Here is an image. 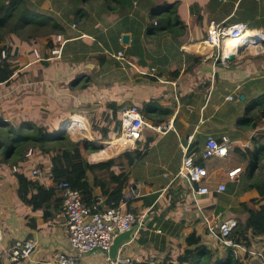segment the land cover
Here are the masks:
<instances>
[{
    "label": "crops",
    "instance_id": "0c3cea01",
    "mask_svg": "<svg viewBox=\"0 0 264 264\" xmlns=\"http://www.w3.org/2000/svg\"><path fill=\"white\" fill-rule=\"evenodd\" d=\"M130 3L119 14L97 7L99 14H92L84 31L72 23L62 36L59 56L50 53L46 40L43 59H37L33 53L28 58L27 52L20 55L15 75L20 76L19 83L24 85L26 96L37 97V101L46 97L52 102L14 103L19 118L15 122L24 119L45 122L32 113L48 107L55 109L52 113L55 118L50 117L54 123L68 118L69 122L76 116L81 122L89 120L95 137L88 130L85 134L89 138L79 140L103 141L108 145L118 133L123 106L138 105L151 123L166 124L172 120L174 128L166 133L146 127L137 143L136 149L143 148L156 138L145 154L134 160L120 206L144 214L145 219L136 224L134 240L125 242L117 257L131 264H256L258 257L248 254L236 259L231 256V248H223L216 239H211L207 221L215 224L232 219L236 225H244L250 211L258 212L264 204V190L257 186L264 179V159L259 161L257 152L259 143L264 145V139L258 140L264 134V117L258 118L264 108V49H246L231 63L200 49L211 20L227 24L245 22L264 28V0H130ZM170 5L177 6L185 32L151 33L155 18L152 8L161 6L163 13ZM125 33L130 36L126 42ZM120 51L123 57L118 56ZM10 107L7 102H0L3 111L0 113L9 119L6 111ZM26 111L35 118L24 117ZM92 116L103 124L100 134L102 129L107 130L106 140L95 134ZM107 120L110 125L104 127ZM223 135L233 142L228 155L205 157L207 138L221 139ZM182 146H188L195 153L196 162L208 171L203 185L210 191L199 195L198 203L187 179L177 175L184 154ZM119 153L108 146L83 149L92 163ZM27 158V170L33 161L40 165L43 161L51 162L47 155L41 156L35 150ZM13 167L0 158V223L4 230L0 248L17 240H37L35 250L23 264H55L59 252L76 254L66 232L61 197L55 195L49 205L35 208L32 198L20 197ZM238 167L241 171L230 177L228 171ZM88 180L94 195H102V187L95 184L91 171ZM223 182L226 190L217 191ZM100 203L101 209L108 206L106 196L100 197ZM191 234L194 235L191 241L197 242H189ZM197 246L200 251L202 246L210 250L212 255L203 251L184 260L186 252ZM250 246L264 251V233L253 237ZM79 261L109 264L100 250L81 255Z\"/></svg>",
    "mask_w": 264,
    "mask_h": 264
},
{
    "label": "trees",
    "instance_id": "16d2710c",
    "mask_svg": "<svg viewBox=\"0 0 264 264\" xmlns=\"http://www.w3.org/2000/svg\"><path fill=\"white\" fill-rule=\"evenodd\" d=\"M44 0H0V85L11 84L16 80V62L20 60L21 53L8 50L6 57L1 55L3 41L10 36L22 38L23 40L34 39L38 44L43 40L47 41V46L57 48L63 44L58 40V36L68 33L70 25L76 24L83 31L88 25V19L92 18L93 13H98L97 7L105 10L107 13L119 14L126 11L130 6V0H50L49 7H43ZM171 6V5H170ZM152 15L157 18V24L152 21L151 33H169L178 30L180 34L185 32L186 27L181 24L179 12L176 5L162 13L161 6L152 8ZM154 19V18H153ZM64 38V37H63ZM178 74V71L173 72ZM80 121L78 116H76ZM88 117V116H87ZM264 117V108L259 113L258 118ZM95 134L100 139L106 140L107 130L101 132V125L95 119H90ZM62 122L52 121H32L22 120L15 122L4 114L0 113V158L17 166L15 173L19 182L18 193L22 199H33L35 208L45 207L55 195L62 198V191L56 188V184L62 180L70 179L73 186L81 190L83 199L87 205L96 210L101 209L100 197L106 196L107 207L120 206L127 189L131 174V167L135 159L142 157L148 147L156 139H150L148 143L139 149L123 151L112 158L98 162H89L79 148L82 150L88 148H107L103 141L79 140L78 143L72 140L71 135L61 126ZM84 125V126H83ZM110 120H107L108 127ZM82 131L81 137L89 138L85 133L89 130L86 122L72 125ZM82 126V127H81ZM76 130V129H75ZM121 130V120L119 122L118 133ZM116 135V136H117ZM80 136H77L79 138ZM260 139V140H259ZM264 139V134L258 137L259 141ZM257 140V141H258ZM260 142L258 145V160L264 159V145ZM32 148L41 156H48L53 165V178L55 183L51 186L43 184L40 180L34 178L28 173V165L25 162L28 150ZM41 164L44 163L40 162ZM264 166V163H263ZM91 171L95 177V184L101 185L102 195H94L93 187L88 180V172ZM255 185V184H254ZM252 185V187L254 186ZM30 186L33 187L31 191ZM264 190V179L261 186ZM59 199V198H58ZM252 232V234L249 233ZM264 233V204L258 212L250 211L247 221L244 225L237 224L231 234L235 241L243 242L248 245L252 243L253 237ZM191 234L188 236L191 241ZM203 247V246H202ZM199 246L186 252L188 257H197L203 251L208 255L212 252ZM236 264V262L234 263Z\"/></svg>",
    "mask_w": 264,
    "mask_h": 264
},
{
    "label": "built area",
    "instance_id": "2783aa9c",
    "mask_svg": "<svg viewBox=\"0 0 264 264\" xmlns=\"http://www.w3.org/2000/svg\"><path fill=\"white\" fill-rule=\"evenodd\" d=\"M157 22V18H154L153 23L157 24ZM244 32L249 33L252 39L244 41V43L239 46L238 49L240 53L250 48L261 47L264 49V28L251 27L245 22L227 24L217 20H211L208 25L207 37L201 43L202 49H200V51L205 53L211 51V56L225 62V50L230 38ZM58 40L62 42L64 41L62 35L58 36ZM28 41L33 55L36 58H41V52L37 47L36 42L34 40ZM3 46L1 55L6 57L7 51L13 49L11 41L7 40L6 44ZM61 52L62 45L51 50L52 54L58 56ZM118 56L123 57V51L118 52ZM229 98L232 99L233 96L231 95ZM68 119L64 121L61 127L65 129L72 138H75L74 136L79 134L82 130H69V126L67 125ZM85 120L88 127H90L89 120ZM146 127H151L159 133H166L174 128V124L172 120L166 124L151 123L142 114L138 105L131 104L123 106L121 108V130L116 138L123 137L125 141L129 142V144L122 146L118 151L123 152L137 148V143L142 137ZM76 143H78L79 146L78 140ZM232 146L233 142L228 135H223L221 139L209 136L206 141L204 156L225 157L228 155L229 149ZM182 149L184 154L177 175L183 176L187 179L195 196V200L198 203V196L205 195L210 191L207 186L203 185V182L208 175V171L206 167L196 162L195 153L190 152L188 146H182ZM79 150L81 154L87 158L80 148ZM33 154L34 151L30 148L27 152V156L32 157ZM241 169V167H238L229 170L228 174L230 177L234 178ZM17 170L18 167L14 166L13 172H16ZM52 170L53 165L51 162H44L40 165L33 161L32 166L28 171L34 178L40 180L47 186H51L55 183ZM55 186L62 191V214L66 220V232L71 247L76 251V254L65 251L59 252L55 258V264H82L79 261V257L94 250L102 251L109 264H131L130 261H124L119 257L111 256L110 249L115 236L121 232L130 230L138 223L141 224L145 219L144 214H136L125 208L123 205L119 207L109 206L96 210L95 207L92 208L86 204L81 190L75 188L73 186V181L70 179L62 180ZM226 188L227 185L223 182L219 184L217 191L222 192L226 190ZM30 189L32 191L33 187L30 186ZM198 207L200 206L198 205ZM207 222L209 237L211 239H216L221 247L226 249L231 248L232 257L237 259L241 255L245 256L249 254L258 257L256 264H264L263 250L253 249L250 245L235 241L231 238L232 230L236 226L235 220L230 219L215 224H211L210 221ZM3 239L4 230L0 223V247L2 246ZM36 246L37 240L28 238L17 240L9 246L0 248V264H23L24 261L31 256Z\"/></svg>",
    "mask_w": 264,
    "mask_h": 264
},
{
    "label": "rangeland",
    "instance_id": "374dc122",
    "mask_svg": "<svg viewBox=\"0 0 264 264\" xmlns=\"http://www.w3.org/2000/svg\"><path fill=\"white\" fill-rule=\"evenodd\" d=\"M51 5V1L50 0H44L43 1V7H49ZM17 38V39H12L10 36L8 37V39H5L2 43V45L6 44L7 40L11 41V45L13 47L12 51H18V53L20 52L21 54H23L24 52H27V55L25 56L26 58L31 56L32 53V49L29 46L30 43L29 41H25L22 38H19L17 36H13V38ZM31 41H33L34 39H30ZM41 46H37L41 52V58H37V59H43L44 58V53L46 52V48H45V42L44 40L41 42ZM51 53V51H50ZM20 82V76L16 75V80L11 83V84H6V85H0V102H7V106L10 104L11 107L10 109H8V114L9 117L13 120V121H18L19 118L16 117V114H18V112L15 111L14 109V103L16 102H52L51 100H48L46 97H39L40 100L37 101V97H33L31 98V96H26L28 93L25 92V87L24 85ZM36 100V101H35ZM59 102H61V100H58ZM64 102V101H63ZM28 104L24 103V106H27ZM30 105V104H29ZM55 109L50 110L48 107H42L38 112L37 110L35 111L36 113H32L35 116H38V119H44V120H49L52 121L50 119V117L52 116L53 118H55V115H53L52 113L54 112ZM3 112V111H0ZM24 117H28V118H35L33 117L29 112L27 113V111L25 112V116ZM58 122V121H57ZM62 126V124H61ZM60 125H58L57 127H61ZM90 129V127H89ZM91 133V129L89 130ZM91 135L94 136L93 133H91ZM77 136H80V134H76L72 140L79 141V139L77 138ZM95 137V136H94ZM119 150V149H118Z\"/></svg>",
    "mask_w": 264,
    "mask_h": 264
},
{
    "label": "water",
    "instance_id": "95a60500",
    "mask_svg": "<svg viewBox=\"0 0 264 264\" xmlns=\"http://www.w3.org/2000/svg\"><path fill=\"white\" fill-rule=\"evenodd\" d=\"M129 37H130L129 34L125 33L123 36V41L124 42L128 41ZM238 52H239V49H236L233 46H228V47H226V50H225L224 59L226 60V62L231 63L236 59ZM64 121L62 122V124L64 123ZM137 227H138L137 225H134L130 230L121 232L115 236V238L113 240V244H112L111 249H110V255L111 256L117 257L122 245L125 242H129V241L134 240L133 233H134V231H136Z\"/></svg>",
    "mask_w": 264,
    "mask_h": 264
},
{
    "label": "bare ground",
    "instance_id": "6f19581e",
    "mask_svg": "<svg viewBox=\"0 0 264 264\" xmlns=\"http://www.w3.org/2000/svg\"><path fill=\"white\" fill-rule=\"evenodd\" d=\"M252 39L251 35L247 32L244 33H240L238 35H234L230 38L229 42L227 43V46H233L234 48L238 49L240 45H242L244 43V41ZM240 53V52H239ZM78 119H75L74 117L69 120V122H67V125L69 126V130H75L78 127H72V125H75L77 122L81 123V121H75ZM81 134V133H80ZM83 137H80L78 139H82ZM127 144H129V142L125 141V139L123 137H118L115 138L113 140L108 141V149L110 150H114L115 152L121 148L122 146H126Z\"/></svg>",
    "mask_w": 264,
    "mask_h": 264
},
{
    "label": "clouds",
    "instance_id": "9594fccd",
    "mask_svg": "<svg viewBox=\"0 0 264 264\" xmlns=\"http://www.w3.org/2000/svg\"><path fill=\"white\" fill-rule=\"evenodd\" d=\"M117 137V136H116Z\"/></svg>",
    "mask_w": 264,
    "mask_h": 264
}]
</instances>
